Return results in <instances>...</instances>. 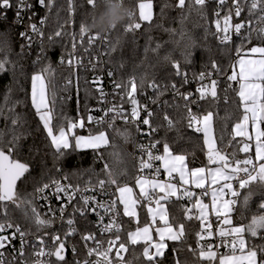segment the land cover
<instances>
[{
    "label": "trees",
    "instance_id": "trees-1",
    "mask_svg": "<svg viewBox=\"0 0 264 264\" xmlns=\"http://www.w3.org/2000/svg\"><path fill=\"white\" fill-rule=\"evenodd\" d=\"M140 2L141 0H125L134 16L107 33L100 32L101 35L106 34L108 40L105 56L107 68L114 72L118 82L135 78L138 84L139 79L145 77L146 83L155 81L162 87L167 85L168 89L164 93L171 89L172 83L187 88L183 78L176 75L173 62L180 64L181 71L187 73L188 81L191 82L199 81L201 72H211L217 80L218 96L213 100L207 95L206 99L200 100L197 112L201 118L209 111L214 114L213 126L219 149L228 153L230 158L233 152L239 160L251 157L249 152L238 151L244 140L238 137L233 139L235 124L243 119L244 109L238 95L240 85L237 81H229L228 76L231 75L237 58L248 52L251 47H264V39L257 38L256 32H253L250 43L239 38L230 44L222 45L215 35V12L218 8L216 4H209L200 9L194 4V0H185V6L180 8L178 0H155L152 21L143 23L137 10ZM18 3L19 0H10V8H0V62L4 63V69L0 71V108L3 109L0 114V133L3 134L0 141L7 151L13 132L23 134L13 152V158L27 163L29 173L17 182V192L22 200H29L32 204L17 207L9 202L7 218L28 231L36 232L38 227L29 217L31 207L34 206L38 212L35 191L37 187L56 179H64L65 176L69 183L79 185L80 188L96 184L99 179H106L105 164L117 175L127 173L119 175L121 184L134 185L137 170L128 152L134 132L127 127H117L112 129L113 133H106L108 145L97 150L73 149L67 151L63 157L57 158L31 102L32 76L41 73L43 68L50 67L51 71L44 73L48 77V83L50 82L49 92L52 90L51 86H54L58 101L60 97H64L66 101L63 105L58 104L54 113V133L57 132L55 126L63 121L64 117L78 119L81 116L84 118L85 127L75 129L76 135L89 136L101 132L92 123L87 122L91 107L97 102L96 89L90 81L92 74L89 71L68 68L60 63V58L72 50V45L76 42L73 37L76 39L80 36L81 24L90 22L93 14L102 6L101 0H97V7L94 9L87 4V0H53L50 8L45 6L43 9H36L38 17L46 20V36L51 37L46 49L43 46L30 48L27 39L21 37V31L13 23ZM36 5H39L38 0ZM261 15L264 13L259 9L250 14L249 4H244V10L238 17V21L246 23L242 37L248 35L249 28L264 27V22L259 20ZM129 23H140L141 27L126 32L125 28ZM57 31L62 35L55 36ZM96 32L94 30L87 34ZM157 45H160L158 49ZM112 46H115V51H111ZM237 48L242 49L239 55ZM166 56L169 57L168 60L164 59ZM213 62L221 69L220 72L212 69ZM69 79L73 83L65 90ZM138 92L157 95L154 89L147 86L143 92ZM68 96L72 97L71 100L67 99ZM165 115L174 122L173 127H168ZM15 116L21 118L17 126L11 124ZM155 116L157 140L161 141L162 148L163 143L167 142L174 155H185L189 169L210 166L203 136L188 127L187 109L182 102L171 96L166 107L156 112ZM117 129H127L131 132L128 142L117 133ZM108 187L116 189V185ZM258 187V182L254 181L247 188L239 190L240 196L235 198L237 202L231 214L234 225H246L253 215L264 213V210L259 209L264 196H261L258 190L251 196L247 205L243 203V198L249 190ZM188 203L186 200L169 202L170 221L176 226L184 224L185 238L183 241L168 242L164 255L157 257L154 264H177V261L179 264H209L199 256L196 233L200 231V221L196 218L187 219L190 214L187 211ZM144 206L145 204L140 207L138 224L124 220L120 243L125 245V264H149L143 255L145 245L132 244L129 239L130 232L149 222ZM26 212L28 216L25 215ZM2 219L1 216L0 220ZM246 238L249 246L264 245V239L260 236L251 237L247 233ZM190 247L197 249L196 252L189 251ZM212 251H215L214 246ZM54 263L80 264L72 255L64 262ZM211 264H218V261L213 260Z\"/></svg>",
    "mask_w": 264,
    "mask_h": 264
},
{
    "label": "snow or ice",
    "instance_id": "snow-or-ice-1",
    "mask_svg": "<svg viewBox=\"0 0 264 264\" xmlns=\"http://www.w3.org/2000/svg\"><path fill=\"white\" fill-rule=\"evenodd\" d=\"M53 0H38V3L44 7H51ZM248 2V0H244ZM207 0H194V4L203 9L206 6ZM228 3V0H217L218 8L215 12L217 17L215 20V35L222 45H227L232 42V34H241V30L246 27V23L241 21L240 23H232L233 16L240 17L244 10V4L242 0H231V7H229L226 13L221 16V11L224 6ZM87 4L93 9L97 7V0H87ZM185 6V0H178V7L183 8ZM10 0H0V8H10ZM25 7L31 8V4L25 5L24 0H19L18 10L16 13V18L18 21L22 20L21 12L25 10ZM139 18L144 21H151V0L148 2H140L139 5ZM259 9L261 13H264V0H250L249 3V13L252 14L255 10ZM147 10V11H146ZM134 13L132 14V17ZM261 22H264V15L259 17ZM41 24L44 20H41ZM250 24V22H248ZM141 27L140 23H129L125 28L126 32H132ZM30 29L33 33L43 36V32L37 27L35 23L30 24ZM80 38L83 41L84 36L89 32L81 24ZM253 32H256L257 38L264 39V27L258 29L249 28L248 35L242 37L243 40H247L249 43L253 38ZM21 37L26 38L31 42L32 37L25 32L20 33ZM62 33L57 31L55 36L59 37ZM51 39V37H49ZM75 40V37H73ZM107 37L102 36L100 32H96L88 36V44L91 46L95 41L106 40ZM23 48V45L21 46ZM77 45L73 43L72 48L75 50ZM160 45H157V49ZM241 48H237V54L241 53ZM87 51V49H85ZM111 51H115V46H112ZM155 51V50H154ZM249 52L252 55H257L258 59H245L241 57L237 61L238 71L235 70L236 65L233 66V72L228 76L229 81H237L240 84V89L238 95L241 102L244 104L245 114L241 123H236L234 128V136H240L245 138L242 146L238 148V151L243 153H248L250 149L255 148V160L260 161L259 170L257 171V164L254 160L249 157L243 160L235 158V152L231 154V158L228 153L223 152L216 146L215 140L212 137V124L214 114L209 111L202 119L192 113L191 109L188 107L189 103H196L195 100H189L191 93H180L176 83L170 85L171 89L176 95L183 98L185 103V108L187 109V119L188 127L193 128L194 132L204 134V145L207 148V159L209 165H216V167H198L188 170L185 164L186 156L183 154L174 155L167 142L163 143V154H154L157 145L161 143L160 140H153L148 144H137L141 156L139 157V172L141 175L135 177V185L140 189V198L152 204L154 202L155 209L152 207L148 208V212L151 214V220L153 223L159 221L164 225V227L155 228V233L158 236V241L153 242L151 237V226L145 225L144 227H138L135 232L129 233V239L132 244L138 243V238H143L147 242V246L144 248L143 255L149 261V264H154L157 257H162L164 255V250L167 248V241H183L185 238V226L180 224L177 230H174L172 225L168 220V213L162 201H168L170 197L177 196L178 189L177 185L172 183L171 180L167 182H162L157 177H159L161 168L156 167L155 177L149 178L148 176L142 175L145 169H153L155 161H161L164 171L167 173L169 178H173V174L177 173L179 175V180L184 185L192 183L198 189H203L202 195L208 194V189L205 187V181L210 178L211 185H217L211 191L212 200V210L216 214L217 220L223 217L224 225H232V219L230 218V213L233 210L232 206L236 204V199H225L226 196L239 197L240 192L234 188L233 182L238 183L239 189H245L251 185L254 181L258 182V189H250L248 194L244 196V205L248 204L249 199L252 195L256 194L257 190L261 196H264V47L256 46L251 47ZM168 60L169 57H165ZM63 62V58H61ZM67 63L69 65L73 64V59H68ZM77 65L80 61L77 59L75 61ZM173 68L177 76L183 78V83H188V76L186 72L181 71V66L178 62L172 63ZM95 69L96 65H92ZM4 63L0 62V71H3ZM212 69L216 72H220L221 69L218 65L213 62ZM51 71L50 67L43 68L41 73L32 76V92H31V102L32 106L35 108L36 114L39 117V121L43 126V130L46 132L47 137L50 139L52 147L55 149L57 158L63 157L67 151L70 150H83V149H94L97 150L102 146L108 145L109 140L104 131L99 132L97 135H75L74 130L85 127L84 118L81 116L78 119H70L64 117V120L59 122L55 127L58 134H54L53 119L54 113L57 109L58 104L63 105L65 103V98L60 97L59 101L57 99V93L54 86L51 92H49L50 82H45L44 73H49ZM111 71L108 72V76H112ZM211 72L205 73L201 72L199 74V79L201 81L210 78ZM239 77V80L237 78ZM73 81L69 79L65 85V90H67L68 85H72ZM96 84V91L99 93V102L104 103L106 93L103 91V78L95 77L92 81ZM150 87L156 91L157 96L163 95L164 91L168 89V86H161L155 81L151 83H146V78L141 77L139 83L137 84L135 78H130L127 82H114V89L121 90V103L119 105L113 104L104 111V117L99 119L94 118L92 115L87 116V122L96 124L106 123L108 128H113L115 121L117 119L122 120L125 124H132L136 128L137 133L151 137L157 132V128L153 127L151 118L153 117V112L150 111L147 105L141 104L137 99V92H143L145 87ZM217 81L215 79L211 80L209 84H202L201 87L197 88V92L200 93V99H206L207 95H210L213 99L217 98L216 91ZM78 95V91H77ZM71 96L67 99L71 100ZM7 99V98H6ZM153 103L156 101L153 100ZM79 103V100L77 101ZM130 104L131 111L128 112L124 109L123 104ZM142 112H146V115L141 116ZM3 113V109L0 108V114ZM110 119L105 120L106 117ZM165 121H167L168 127L174 126V122L165 115ZM21 118L15 116L11 120L13 126H17L20 123ZM66 122V126H65ZM249 122L254 130V136L249 134L247 131V125ZM141 125L147 127V131L141 128ZM119 135H121L125 142L131 138V132L127 129L121 131L116 130ZM0 133V137H2ZM23 134H17L13 132L12 140L9 142L10 147L5 148L2 146V141H0V216L3 217L0 220V264H5L4 250L9 246H12V241L20 239V256L24 255L25 246L27 241L25 237L28 235L18 223H13L8 220V204H15L17 207L22 205H31L32 202L29 200H22L17 192V181L25 177L26 173H29V165L27 163L21 162L19 159L13 158V152L18 147L19 140ZM146 157V158H145ZM106 179H99L95 185L86 187L83 190L79 185H73L71 183L62 184L59 181L53 180L51 184L44 183L41 187L36 188V192L41 195L42 199L47 200L48 196L43 195L46 189L54 186L53 194L56 196L57 201H61L60 207L58 209L60 213V219L63 220L65 216V211L69 205L76 200L77 194L80 193V201L82 204L78 203L73 207L74 213H79L81 217L86 216L88 213L95 214L98 217L100 225H102L103 232H111L114 228L119 231V225L117 224V217L120 215L117 204L123 205V215L127 217L136 218V206L139 203V199L134 197L133 188L128 186V184H121L119 182V175H127L126 172L120 173L119 175L113 173L107 164L104 168ZM253 173H256L255 175ZM67 180V176L64 177ZM106 184L108 186L116 185V192L119 193L117 199L110 202H101L96 199L95 196L83 195V192L95 191L99 189L104 191ZM163 193L159 195L157 193ZM62 194V195H61ZM183 196L189 199L193 198L195 193L185 189L182 193ZM66 200L67 203L63 201ZM219 202V203H218ZM198 209L199 215L196 219L200 221V231L196 233L197 237V249L199 250V256L201 259L207 260L209 264L216 259L217 253L212 251L213 245L201 244L207 237H211L213 232L211 231L212 224L208 222V215L206 210L209 208L208 205L202 203L200 199H196L193 205ZM259 209L264 210V200L259 204ZM56 209L51 206L48 212L51 213V217H42L36 208L31 207V216L29 217L32 222L38 227H50L56 216ZM190 211V210H187ZM103 213V214H101ZM28 216V213H25ZM105 215H111V220L108 224H103ZM193 217L191 215L187 216V219L191 220ZM69 226L68 231L65 233V238L71 236L75 229L72 227L74 225V219L68 218L66 221ZM245 233H248L251 237L260 236L264 239V213H258L251 217L248 224H242L240 226L230 227L228 229L221 228L218 232L221 242L229 246L233 253L238 249L242 255L239 257H222L219 260V264H264V245H248V241L245 239ZM54 241L57 242L58 246L54 251L44 252L41 248L39 255H55L58 261H65V256L63 255L65 250V240L61 239L59 235L53 237ZM85 241L95 240V236L88 234L83 236ZM120 237L117 235L115 240L109 241V248L107 251H111V246L115 245ZM43 244V240L40 241ZM100 247L99 242L97 243V249ZM119 248L121 250L125 249V245L120 243ZM150 248H154V252H150ZM97 249H90L89 255ZM197 249L189 248V251L193 253ZM15 250V249H14ZM107 251L101 253L102 255H107ZM75 252V248H73ZM87 264V262H86ZM179 264V261H177Z\"/></svg>",
    "mask_w": 264,
    "mask_h": 264
},
{
    "label": "built area",
    "instance_id": "built-area-1",
    "mask_svg": "<svg viewBox=\"0 0 264 264\" xmlns=\"http://www.w3.org/2000/svg\"><path fill=\"white\" fill-rule=\"evenodd\" d=\"M24 2L25 5L31 4L32 7L30 9L25 7V10L21 12L22 20L18 21L17 18L15 17V21L13 23L21 32H25L32 37L31 42L27 40L30 48L43 46L46 49L48 47V42H50L51 40L49 39V37L46 36V27H47L46 20L41 16L38 17L36 11V9H43L45 6L42 7L40 4L36 5V0H24ZM242 2L244 4H249L250 0H248V2H244V0H242ZM209 4L217 5V0H207L206 5ZM229 7H231V0H228V3L224 6L223 10L221 11V15H224L225 11H227ZM41 20H44L43 24L40 23ZM240 22L241 21H238V17L233 16V20H232L233 24ZM33 23H35L37 27L43 32V36H40L31 31L30 24ZM107 32L108 31H106V33ZM105 35L106 34H103L102 36ZM88 36L89 34H86L84 36L83 41H81L80 36H78L75 39L76 40L75 44L77 45L76 49L73 50L72 48V50L64 54L61 57L63 58V62H61V58H60V63L66 65L68 68H72L75 70L79 69L83 71H89L92 74L90 76V81H93L94 78L98 76L103 78V91L106 93L105 101L104 103L99 102V93L96 91L97 102L91 107V115L94 118L99 119L101 117H104V111H106L108 107H111L113 104L119 105L121 103V90L114 89L113 84L114 82H118V80L116 79L114 72L111 69L107 68L105 64V56L107 54L106 49L108 48V40L107 39L103 41L98 40L95 41L91 46H89ZM242 36H243V29L241 30V34L239 36L233 33L232 42H234L239 38H242ZM85 49H87V51H85ZM70 58L73 59L72 65H69L67 63L68 59ZM77 59L80 61L79 65L75 63ZM93 64L96 65L95 69H93L92 67ZM109 71L113 73L112 76H108ZM213 79L214 77L212 74L210 78H207L203 81H201L200 79L197 82L188 81V83L185 84L187 88L177 86L180 93H185V94L191 93L189 100L190 101L195 100L196 103H189L188 107L191 109L192 113L198 117L200 116L197 110L199 109V101L201 99L199 98L200 93L197 92L196 90L197 88L201 87L202 84L210 85L211 80ZM94 87L96 89V84H94ZM171 96L172 98L182 102L185 106L186 102L183 100V98L179 95H176L175 92L171 89H169L166 93H163V95L160 96L147 95L146 93L137 92V99L140 101V103L147 105L148 109L153 112V117L151 118L153 127L157 128L156 116H155L156 112L166 107L167 101L171 98ZM153 100H155L156 102L153 103L152 102ZM123 107L126 111L130 112L132 106L128 103H124ZM111 115L112 114H109V117H106L105 120L110 119ZM145 115L146 112L141 113L142 118ZM92 124L94 125L95 128L100 129V131H104L105 133L108 132L113 133L112 129L117 127H127L133 130L134 135L132 136L130 142L131 144L128 148V152L136 167L137 175H141V173L139 172V157L141 156V153L136 145L141 143L148 144L153 140H157L158 130L151 137H149L137 133L134 125L125 124L120 119H117L115 121V125L113 128H108L106 123L96 124L95 122H93ZM141 128L144 131H147L146 126L141 125ZM190 130L194 132L193 128H190ZM198 134H202V132ZM153 151L154 154L159 155L162 154L163 148L159 144L157 145V149ZM153 163H154L153 169H145L142 175L148 176L149 178L155 177L154 169L156 167L161 168V161H155ZM257 171H258V166H257ZM253 174L255 175L256 173ZM157 179H159L160 181L164 179L162 168L160 175L159 177H157ZM55 181H59L62 184L69 183L67 180L64 179H56ZM51 182L49 184H51ZM233 184H234V188H236L239 191L240 189L238 183L233 182ZM91 185H95V184H89L83 186L81 187V189L83 190L84 188L90 187ZM53 191H54V186L45 190L43 195L48 196L47 200L42 199L39 193H37L36 195L38 212L41 214L42 217H51V213L48 212L50 206L53 209L57 210L53 224L50 227L38 228L36 232H31L21 227L24 231L28 233V235L25 237L27 244L25 246L24 255L20 256L19 254L20 239L17 236V239L12 241V246H9L7 249L4 250L5 264H55L54 262L57 261L55 259V255H51V256L39 255V252L41 248H43L45 253H47L50 250L54 251L55 248L58 246V244L57 242L54 241L53 237L57 235H59L61 239H64L65 243H68L67 246L65 244V248L67 249L68 252L67 259L72 255L78 259L80 264H86V262L87 264H125L124 262L125 251L119 248L120 239L117 241L115 245L111 246V251H107V249L109 248V241L115 240L117 235L120 237V234L124 228L125 217L123 215V210L121 205L119 203L117 204V209L120 213L116 221L117 224L119 225V231L117 232L116 229L114 228L111 232H103L102 225H100L98 221V217L95 214L88 213L86 216L81 217L79 213L73 212L74 206H76L78 203L82 204V202L80 201V193L77 194L76 200H74L73 203L67 207L65 211L64 219L61 220L60 213L58 211L61 201H57L56 196L53 194ZM202 192L203 191H200L199 193L200 196H209L210 194L209 190L207 195H202L201 194ZM83 195L89 197L95 196L96 199L101 202H110L112 200L117 199L116 189L108 187L107 185L104 191H100L99 189H96L95 191L90 190L87 192H83ZM63 202L67 203L66 200H64ZM145 203L148 207L155 206L154 202L152 204H149L148 201H145ZM68 218L74 219V225L72 227L75 229V231L71 236H67L65 238V233L69 229V226L66 223ZM110 220H111V215H105L103 224L105 225L108 224ZM209 222L212 224L211 231L213 232V235L211 237H207L204 241H201V244H208V243L212 244L215 247V252L218 255L221 252L225 254L233 253L229 246H226L221 242V238L218 235V230L220 228L219 220L211 216ZM88 234L94 235L96 239L85 241L83 239V236ZM41 240H43V244L40 243ZM98 242L100 244V247L97 249ZM73 248H75V252H73ZM90 249H97V250L93 251L92 254L89 255ZM106 251H107L106 256L101 254ZM235 252H240V251L237 249Z\"/></svg>",
    "mask_w": 264,
    "mask_h": 264
},
{
    "label": "crops",
    "instance_id": "crops-1",
    "mask_svg": "<svg viewBox=\"0 0 264 264\" xmlns=\"http://www.w3.org/2000/svg\"><path fill=\"white\" fill-rule=\"evenodd\" d=\"M239 85H240V84H239ZM243 109H244V104H243ZM244 114H245V111H244ZM242 120H243V119H242ZM242 120H241V122H242ZM241 122H240V123H241ZM246 127H247V131L249 132V134H251V133H252V125H251V123L249 122V124H248ZM261 127L263 128V125H261ZM251 135L254 136V134H251ZM235 137L242 138L243 140L245 139V138L240 137V136H235ZM83 150H87V149H83ZM249 153L252 154V155H251V158H252V159L254 160V162L257 164V166H258V170H259V163H261V162L255 160V148H254V145H253V147L250 149ZM162 154H163V152H162ZM185 164H186V162H185ZM186 165H187V164H186ZM161 168H162V172H163V176H164V179L161 180V181H162V182H167V181H169V179H168L169 177L167 176V173L164 171V169H163V167H162V162H161ZM187 168H188V170H191V169H189L188 165H187ZM173 177L175 178V181H172V182H173L174 184L177 185L178 194L181 195L182 192H183V190L187 189V190H189V191L195 192L194 200H193L192 198L189 199V198L186 197V196H180V197H179L178 194H177V196L170 197L168 201H162V202H163V203H166V204L168 205L170 201L186 200L187 203L189 202L187 205H188V209L191 211L189 215H191L193 218H196V216H197L196 213H195L196 211H195V209H193V205H194V203H195V200H196V199L209 200L208 198H209V196H211V190H210V188H207V189L210 191L209 196H200L199 193H200V191H204L203 189H202V190H194L193 187H192V184H191V183H189L188 185H184V184H182V182H180V180H179V175H178V174H176V175L173 176ZM128 186H130V187L133 188V194H134V197L139 199V203H138L137 206H136V212H137V217H136V218L127 217V216H124V217H125L126 220H130V221H133L135 224H138V222L140 221V207H141L143 204H145L144 207H145V211L147 212V215H148V208H149V207H148V206L146 205V203H145L146 200L140 198V189H139L138 187H136L135 184H134V185H128ZM240 190H241V189H240ZM157 193H158L159 195H163V194H161V193H159V192H157ZM117 197H118V192H117ZM235 198H236V197H235ZM235 198H234V199H235ZM191 201H192V204H190ZM234 206H235V205H234ZM234 206H232V209H234ZM121 207H122V210H123V205H121ZM155 207H156V206H154V207H152V208H155ZM197 211H198V210H197ZM198 212H199V211H198ZM232 212H233V210H232ZM211 216L215 217L213 214H212ZM211 216H210V217H211ZM168 218H169V211H168ZM215 218H216V217H215ZM148 219H149V216H148ZM209 219H210V218H208V222H209ZM169 223L172 225V227H173L174 230H177V229H178L179 226H176V225L172 224L171 221H170V218H169ZM219 223H220V220H219ZM145 225H150V226H151L150 219H149V222H148L147 224H144V225H142V226H138V227H144ZM158 225H159V226L161 225L160 222H158ZM138 227H137V228H138ZM137 228H136V229H137ZM136 229H135L133 232H135ZM151 229H152L151 237H152V241L154 242L155 240H157V234L155 233L154 228L151 227ZM168 242H176V241H167V243H168ZM137 244H143V245L147 246V242H146L143 238H138V243H136L135 245H137ZM165 250H166V249H165ZM219 257H220V255L217 254V257H216L215 260L218 261Z\"/></svg>",
    "mask_w": 264,
    "mask_h": 264
},
{
    "label": "clouds",
    "instance_id": "clouds-1",
    "mask_svg": "<svg viewBox=\"0 0 264 264\" xmlns=\"http://www.w3.org/2000/svg\"><path fill=\"white\" fill-rule=\"evenodd\" d=\"M101 5L91 21L83 24L89 32H106L132 18V9L127 6L125 0H101Z\"/></svg>",
    "mask_w": 264,
    "mask_h": 264
},
{
    "label": "rangeland",
    "instance_id": "rangeland-1",
    "mask_svg": "<svg viewBox=\"0 0 264 264\" xmlns=\"http://www.w3.org/2000/svg\"><path fill=\"white\" fill-rule=\"evenodd\" d=\"M154 1L155 0H151V4H152V8H151V15H152V19H153V17H154ZM141 2H148V0H141ZM139 5V4H138ZM137 10H138V15H139V7L137 8ZM147 11V10H146ZM152 19H151V21H152ZM141 20V19H140ZM143 23H148V22H151V21H144V20H141ZM241 57H243V58H245V59H258L259 57L257 56V55H252L249 51L248 52H246L244 55H242V56H239L238 58H237V60H236V62L233 64V66L234 65H236V67H235V70L236 71H238L239 69H238V65H237V61L241 58ZM233 67H232V72H233ZM232 72H231V74H232ZM45 82L46 83H48V77H46L45 76ZM237 80H239V77L237 78ZM31 92H32V89H31ZM74 133H75V130H74ZM54 134H58V132H56V133H54ZM106 134V133H105ZM251 134H255L254 133V130H253V128H252V133ZM76 135V134H75ZM107 135V134H106ZM211 135H212V137L214 138V140H215V143H216V146H217V141H216V136H215V132H214V126H213V124H212V133H211ZM202 136H203V141H204V134H203V132H202ZM106 146V145H105ZM103 147V146H102ZM206 147V146H205ZM207 149V148H206ZM209 167H216V165H210ZM177 173H174L173 174V176H175ZM169 180H171V182L172 181H174V177L173 178H168ZM173 183V182H172ZM192 184V183H191ZM192 187H193V189L194 190H202V189H198V188H196L195 187V185L194 184H192ZM205 187L206 188H210V190L212 191V189L214 188V187H217V185H211L210 184V178L208 179V180H206L205 181ZM184 191V190H183ZM157 192H159V190H157ZM183 193V192H182ZM195 193V192H194ZM161 194H163V193H161ZM178 194V193H177ZM118 195H119V193H118ZM178 196L180 197V196H183L182 194L181 195H179L178 194ZM194 197H195V195H194ZM194 197L192 198L193 200H194ZM209 200H204V199H200L201 201H202V203H204V204H206V205H208L209 206V208L206 210V214L208 215V218H210V216L213 214L215 217H216V214H215V212L212 210V207H211V205H212V200H211V196H209V198H208ZM225 199H234V197H230V196H226L225 197ZM162 204H164V207L166 208V210H167V213H168V205L166 204V203H163V202H161ZM219 203V202H218ZM153 209H155V208H153ZM193 209H195V213H196V215H199V212L197 211L198 209L197 208H195L194 206H193ZM189 212H191V211H189ZM231 214H232V211H231V213H230V218H231ZM148 216H149V219H150V223H151V227L152 228H154V231H155V228H157V227H164V225L159 221V219L157 218V221L155 222V223H153L152 222V220H151V214L148 212ZM0 218H1V216H0ZM168 220H169V218H168ZM222 220H223V217H221V219H220V228H219V230L221 229V228H223V229H228V228H230V227H235L236 225H234L233 224V221H232V225H224L223 224V222H222ZM158 222H160V226L158 225ZM219 230H218V232H219ZM246 234L247 233H245V239L247 240V238H246ZM158 236H157V240H155L154 242H157L158 241ZM155 251V249L154 248H150V252H154ZM164 252H165V250H164ZM220 257H219V259H218V264H219V260H220V258H222V257H225V256H228V257H233V256H235V257H239V256H241L242 255V253L241 252H235V253H231V254H225V253H223V252H221L220 254Z\"/></svg>",
    "mask_w": 264,
    "mask_h": 264
},
{
    "label": "water",
    "instance_id": "water-1",
    "mask_svg": "<svg viewBox=\"0 0 264 264\" xmlns=\"http://www.w3.org/2000/svg\"><path fill=\"white\" fill-rule=\"evenodd\" d=\"M216 91H217V96H218V87L216 86ZM212 98V97H211ZM213 99V98H212ZM213 100H215V99H213ZM19 181V180H18ZM17 181V182H18ZM63 255L65 256V260L67 259V256H68V252H67V249L65 248V250H64V253H63ZM55 259L57 260V258H56V256H55ZM58 261V260H57ZM59 262H62V261H59Z\"/></svg>",
    "mask_w": 264,
    "mask_h": 264
}]
</instances>
